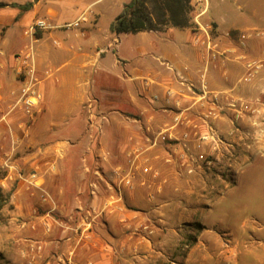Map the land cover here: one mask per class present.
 Masks as SVG:
<instances>
[{
  "label": "crops",
  "instance_id": "crops-1",
  "mask_svg": "<svg viewBox=\"0 0 264 264\" xmlns=\"http://www.w3.org/2000/svg\"><path fill=\"white\" fill-rule=\"evenodd\" d=\"M99 1L0 0V264H264V67L244 81L264 38L219 17H205L212 40L201 22L115 34ZM83 13L81 29L25 35ZM29 51L43 97L30 120L15 59Z\"/></svg>",
  "mask_w": 264,
  "mask_h": 264
},
{
  "label": "rangeland",
  "instance_id": "rangeland-1",
  "mask_svg": "<svg viewBox=\"0 0 264 264\" xmlns=\"http://www.w3.org/2000/svg\"><path fill=\"white\" fill-rule=\"evenodd\" d=\"M130 0H101L96 3L95 9L100 12V30L106 31L115 17L121 12L122 6ZM202 1L197 2L200 4ZM192 5L191 19L192 27H199L196 24L195 18L198 13H201V5ZM219 17L225 20L224 29L237 25L242 28V31H236L233 35L239 37L241 34H246L250 40L264 38V0H211V9L208 13L199 19L202 25H211L210 35H215L214 21H207L206 18ZM246 27H256L259 29H247ZM247 29V30H246ZM16 36L13 40H19V27L13 29ZM131 38H133L131 36ZM6 175V169L0 168V178ZM261 180L254 185V188H259L261 195L264 196V173L258 175ZM254 194V193H253ZM9 193H6L0 187V210L5 208L11 209L9 203ZM264 198V197H263Z\"/></svg>",
  "mask_w": 264,
  "mask_h": 264
},
{
  "label": "built area",
  "instance_id": "built-area-1",
  "mask_svg": "<svg viewBox=\"0 0 264 264\" xmlns=\"http://www.w3.org/2000/svg\"><path fill=\"white\" fill-rule=\"evenodd\" d=\"M206 12L201 10V13H198L197 18H196V24L201 27L200 21H198V18L204 15ZM91 16L89 13H83L81 16H79L77 19L70 21V22H65L61 24L60 26H55L50 20L48 19H37L35 22H33L32 25L25 31L26 36H31L32 38H35L36 35L52 30L55 28L62 29V30H74V29H81L83 25L90 23ZM211 25H207V30L210 35V30H212ZM211 36V35H210ZM209 36V40H212V36ZM239 39L241 40H247V35L246 34H241L239 36ZM197 40H200L197 38ZM211 43H208L207 48H208V55L211 58H214V52L211 50ZM15 59L21 62V69L18 71V75L20 78L21 82V89H20V99L18 98V104H21L23 111L29 118H33L41 109V104H42V94L37 90V77H36V69H35V58L32 54V52H26L24 54H17L15 55ZM264 67V62L263 61H255L251 62L248 64V73L244 78L245 82H250L253 77L263 69ZM184 81V80H183ZM188 83V82H187ZM190 88H192V85L188 84ZM168 95H172L171 92L168 93ZM216 103V102H215ZM3 114L2 109L0 108V115ZM91 118L90 122L91 125L94 127V121H95V116L93 113H91ZM217 113L214 109L209 110L208 117H216ZM177 122H181L182 119L180 117H176L175 119ZM208 128H209V134L205 135L202 140H210L216 143V145H219L222 143L221 137L218 135L216 132L215 128L213 127L212 124L208 123ZM188 135H185V138H187ZM199 159L211 163L212 157L210 156H205V155H200ZM144 173H150L151 169L149 167H144L143 168ZM130 184V182H127ZM227 237V236H226Z\"/></svg>",
  "mask_w": 264,
  "mask_h": 264
},
{
  "label": "trees",
  "instance_id": "trees-1",
  "mask_svg": "<svg viewBox=\"0 0 264 264\" xmlns=\"http://www.w3.org/2000/svg\"><path fill=\"white\" fill-rule=\"evenodd\" d=\"M33 2L20 7L25 12ZM5 4L0 3V10ZM192 0H131L123 6L111 25L115 34H138L140 32H162L170 27H192Z\"/></svg>",
  "mask_w": 264,
  "mask_h": 264
}]
</instances>
